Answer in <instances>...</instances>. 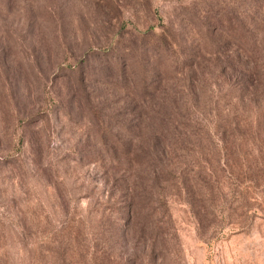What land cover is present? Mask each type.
<instances>
[{"label":"rangeland","instance_id":"rangeland-1","mask_svg":"<svg viewBox=\"0 0 264 264\" xmlns=\"http://www.w3.org/2000/svg\"><path fill=\"white\" fill-rule=\"evenodd\" d=\"M0 264H264V0H0Z\"/></svg>","mask_w":264,"mask_h":264},{"label":"trees","instance_id":"trees-1","mask_svg":"<svg viewBox=\"0 0 264 264\" xmlns=\"http://www.w3.org/2000/svg\"><path fill=\"white\" fill-rule=\"evenodd\" d=\"M168 174H170L169 176H170L171 179L172 178L176 179V176L174 175V173H168Z\"/></svg>","mask_w":264,"mask_h":264}]
</instances>
